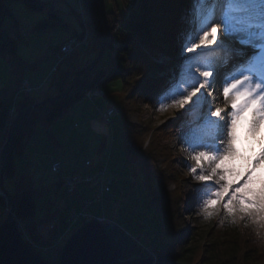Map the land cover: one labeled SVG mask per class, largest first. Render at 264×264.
<instances>
[{
	"label": "rangeland",
	"instance_id": "obj_1",
	"mask_svg": "<svg viewBox=\"0 0 264 264\" xmlns=\"http://www.w3.org/2000/svg\"><path fill=\"white\" fill-rule=\"evenodd\" d=\"M43 1L45 2V7L42 10L28 9L21 0L9 1L11 8L22 25L23 38L19 44L18 52L28 63L35 62L36 68L27 67L23 70V79L11 102V107L14 109L10 111L8 131L20 108L21 103L18 104L16 102L20 97L26 94L37 100H43L58 94L57 89L52 86L51 80L58 69L65 65L66 60L75 55L76 52L84 56V58L93 55L89 50L91 31L88 16L82 14L84 11L82 1ZM138 3V0L106 1L109 11L116 10L119 13L126 14V16H129V12L134 8L137 9L139 7ZM188 7L185 6L182 10L188 12L189 18V11L192 8ZM49 8L59 10L63 21L67 25H60L49 30H35L33 25L36 21L47 16ZM79 17L83 25V33L80 32L82 26ZM9 25L10 17H7L3 26L8 27ZM187 28L188 26L184 30L186 31ZM77 33H82V35L79 36ZM88 33L90 34L89 36ZM120 34V25H117L113 32L110 30L109 38L112 37L114 47L119 45L118 37ZM74 37H77V40H73ZM183 38L184 34H181V37L173 39L175 48L173 55L175 56H173L172 60L164 55H160L158 58L159 62H165L164 65L167 68L173 69L174 66L177 70L175 75L178 74L182 62ZM71 40L73 42L72 45ZM63 48H67L65 50L66 57L60 59L58 54L62 52ZM113 59L114 54L112 50L108 49L99 67L107 66ZM9 68L12 67L7 60L0 58V89L8 79ZM151 75L156 79L162 78V72L158 70H153ZM24 80H27L29 87H31L27 92L21 90ZM170 82L149 96L140 95L135 97L126 118L132 124H138L142 121L147 122L151 127L162 128V142L170 146L174 156V168L181 174L180 177L184 178L182 192L184 201L187 204L186 208L181 211L193 230L190 237H188L187 247L193 250H205L222 235V233L218 235L215 230L217 221L222 214L206 219L200 212L199 203L189 205V201H194L197 190L203 186L192 179L191 174L185 167V162L189 164L192 162L187 159V151L181 152L183 147L181 138L185 135H192L190 127H199V124L197 121L191 123L190 126H185L186 121L184 119L179 122L170 121V118H174L178 113L176 109L167 112L158 111V98L165 93ZM121 87L122 83L120 80L108 82L98 87L104 90L103 94L91 93V97L85 95L74 102L63 117H60L50 125L38 124L33 135L26 142L24 154L14 158L16 172L18 174L30 172L35 178V186L41 187L34 195L37 206L40 207L42 203L53 200L61 208L59 216L48 223L37 226L38 234L45 240L51 237L54 230L56 231L54 237L57 238L59 236L62 239L59 243L54 242L53 245L48 247H40L36 243V250L40 252L46 261L56 262L60 249L70 234L86 220L93 217L119 224L134 236L136 241L143 243V246L147 247L143 254L134 258L151 257L156 261L157 255L152 249V242L161 233L163 228L162 218H160L144 189L142 177L140 175H132L129 166L124 162L121 136L123 118L120 114L123 105L119 96ZM153 96L156 97L153 98ZM107 109H110L112 114L109 115V119L104 120L101 112ZM241 127V124L237 127L238 139L236 148L238 149V154L224 164V167L228 169L230 182L239 180L243 176L249 167L251 159H254L256 154L260 152L263 144L258 139V135L250 136L248 135V130L245 131ZM49 130L53 138L49 135ZM200 134L201 132H199ZM103 135L107 136V147L100 154L97 152V148ZM56 163L60 164L59 170L54 167ZM158 163L160 166H164L161 159ZM75 172L79 173L80 177L74 183V188L70 190L68 181ZM89 175H93V177L90 179L88 178ZM256 177L259 180L264 179V165L256 169ZM57 181H61L60 186H58ZM106 185L109 186V189L105 192L102 191L103 195L100 198L97 197V193L101 192V187ZM4 186L10 192L13 191V185L10 180H4ZM167 189L168 191L176 189L174 183H170ZM0 194L5 197V192L1 188ZM54 208H57V206ZM7 209H10L8 202L3 212L4 219L7 215ZM1 211L2 207L0 204V214ZM41 212L42 210L39 209V214ZM73 214L77 216L74 225H72L71 221V219L75 218ZM20 229L23 234L21 225ZM182 263L181 261H176L167 264Z\"/></svg>",
	"mask_w": 264,
	"mask_h": 264
},
{
	"label": "trees",
	"instance_id": "obj_2",
	"mask_svg": "<svg viewBox=\"0 0 264 264\" xmlns=\"http://www.w3.org/2000/svg\"><path fill=\"white\" fill-rule=\"evenodd\" d=\"M11 0H0V58L7 60L12 68H9L7 81L0 89V172L2 164V147L8 134V121L11 102L17 93L24 68H36V63H28L18 52V47L23 38L22 25L19 18L10 6ZM31 10H42L45 7L43 0H21ZM84 13L88 16L91 31V44L89 50L91 57L84 58L76 52L66 60L53 75L51 84L58 93L65 91L75 77L76 71L90 64L100 47L105 35L104 23L100 13L98 0H81ZM107 0H105L106 2ZM114 2V0H112ZM139 7L129 12V16L118 11H109L110 30L113 32L117 25L121 27L118 37L119 45L114 47L113 39L107 41L108 49L112 50L114 59L105 67H99L89 72L86 78H82L79 87L67 97L51 103L41 104L23 112L13 138L7 150V161L4 171V179L10 180L13 185L11 192L16 201V218L23 228V235L36 250L38 245L48 247L54 244V230L48 240L42 238L37 232V226L48 223L59 216L61 208L56 201L50 200L37 206L34 199L35 193L41 187L35 186V178L30 172L18 174L14 163L16 156H22L26 142L33 135L36 126L40 123L50 125L68 111L70 106L83 98L88 90L96 89L108 82L120 80L122 83L119 92L120 102L123 105L121 136L124 162L129 166L132 175H140L152 204L155 206L160 218H162V230L156 237L152 246L157 257L154 264H167L181 261L182 264H264V230H258L251 224L245 226L244 222L231 224L225 221L221 223L222 216L217 221L215 230L218 237L211 245L203 249H191L187 247L188 237L193 232L181 211L186 208L182 188L183 177L174 168V156L170 146L162 142L161 127H151L147 122L138 124L129 123L126 116L133 104L135 97L149 96L169 81V70L162 71V80L151 75L153 70H159L160 66L155 61L159 50L174 52L172 45L173 33L183 31L188 24V12L182 9L185 6L192 8L191 0H138ZM10 17V25L4 27V22ZM81 22V18L79 17ZM67 25L60 11L49 8L46 17L36 21L35 30H49L58 26ZM83 33V25L81 22ZM82 33H77L79 36ZM156 96H153L155 98ZM37 100L24 94L17 103L26 102L34 104ZM200 127L193 130V135H199ZM49 135L53 138L49 130ZM107 147V136L103 135L97 148L102 153ZM161 159L164 166H160ZM264 180V179H262ZM261 180L256 177L250 186L253 192L258 193L261 188ZM174 183L175 188L168 191L167 186ZM58 186L61 181H57ZM109 189V187H108ZM199 190V189H198ZM189 205L199 203L200 193ZM2 211L0 222L4 219L3 212L7 207V201L0 194ZM57 206V208H54ZM39 209L42 212L39 214ZM221 230V232H220ZM260 232L257 235V232ZM147 247L136 241L134 250L123 258H134L143 254ZM41 255V254H40ZM48 261V260H47ZM52 262V261H50Z\"/></svg>",
	"mask_w": 264,
	"mask_h": 264
},
{
	"label": "snow or ice",
	"instance_id": "obj_3",
	"mask_svg": "<svg viewBox=\"0 0 264 264\" xmlns=\"http://www.w3.org/2000/svg\"><path fill=\"white\" fill-rule=\"evenodd\" d=\"M191 3L182 62L158 98V111L187 108L185 116L197 117L201 134L182 136L181 152L187 151L192 163L185 167L203 186L201 214L264 230V180L258 193L250 187L264 165V144L239 180L230 182L224 167L238 154V125L247 120L250 136L264 127V0Z\"/></svg>",
	"mask_w": 264,
	"mask_h": 264
},
{
	"label": "water",
	"instance_id": "obj_4",
	"mask_svg": "<svg viewBox=\"0 0 264 264\" xmlns=\"http://www.w3.org/2000/svg\"><path fill=\"white\" fill-rule=\"evenodd\" d=\"M98 1L105 26V36L96 58L90 64L76 71L75 77L65 91L34 104L28 105L22 102L8 131L1 152L0 188L5 192V199L10 205V209H7L6 218L0 222V264H154L155 259L151 257L123 258L134 250L136 239L119 224L113 221H103L97 217L86 220L70 234L63 243L56 262L46 261L24 238L15 215V198L4 186L7 150L23 112L38 105L67 97L80 86L82 78H86L87 74L93 71L102 59L110 36V26L106 2L105 0Z\"/></svg>",
	"mask_w": 264,
	"mask_h": 264
},
{
	"label": "bare ground",
	"instance_id": "obj_5",
	"mask_svg": "<svg viewBox=\"0 0 264 264\" xmlns=\"http://www.w3.org/2000/svg\"><path fill=\"white\" fill-rule=\"evenodd\" d=\"M180 33V34H179ZM179 33H177V32H175V33H173V36H172V39H171V41H172V45H173V39L176 37H181V34H185L186 33V31L185 30H183V31H181V32H179ZM178 35V36H177ZM174 47V46H173ZM174 50H175V48H174ZM175 52V51H174ZM174 52H169V51H167V50H165V49H163V50H159V52L157 53V57L155 58V61L157 62V64L160 66V69L158 70V71H164V70H169V72H170V76H169V81H172V79H173V76H175V74H176V69H175V67L173 66V69L172 68H167V66L166 65H164V63L165 62H159L158 61V58H159V56L160 55H164V56H166V57H168V59H173V56H175V55H173L174 54ZM170 60V61H171ZM157 70V69H156ZM162 78H163V76H162ZM162 78H158V79H161L162 80ZM169 81L167 82V85H168V83H169ZM166 85V83H163L162 84V87L163 86H165ZM218 87H219V85H218ZM215 94V93H214ZM87 97H91V95H89V94H85ZM187 111V109H182V110H176V112H178L177 114H176V116L174 117V118H170V121H172V122H179V121H181V120H185L186 121V124H185V126H190V124L191 123H194V122H197V117L195 116V115H187V116H185L184 115V112H186ZM183 117V118H182ZM241 125H242V127L241 128H243V130H245V131H247L248 130V122H247V120H245V121H242L241 123H240ZM195 128H199L198 126H194V127H190V133H193V130ZM202 131V130H201ZM200 131V132H201ZM179 135V134H178ZM193 135V134H192ZM256 136L258 135V139L260 140V142L261 143H263L264 144V127H261L260 128V130H259V132L258 133H256L255 134ZM257 139V140H258ZM109 187V186H108ZM193 187H195V186H193Z\"/></svg>",
	"mask_w": 264,
	"mask_h": 264
},
{
	"label": "built area",
	"instance_id": "obj_6",
	"mask_svg": "<svg viewBox=\"0 0 264 264\" xmlns=\"http://www.w3.org/2000/svg\"><path fill=\"white\" fill-rule=\"evenodd\" d=\"M139 4V3H138ZM138 4H137V6H138ZM131 5V4H130ZM84 16H85V13H82ZM90 34L88 33V36H89ZM73 40H77V37H74V39ZM71 42H72V40H71ZM73 44V42L71 43V45ZM70 45V46H71ZM65 50H67V48H63V50H62V52L61 53H59L58 54V56H60L59 58L60 59H63V58H65L66 57V51ZM23 87H22V91H25V92H27V91H29L30 90V88L31 87H29V82H27V80H24V82H23V85H22ZM91 93L93 94V93H101V94H103L104 93V90L102 89V88H98V89H95V90H89V91H87V94H89V95H91ZM13 109L14 108H12L11 107V109H10V111H13ZM10 111H9V115H10ZM112 114V112H111V110L110 109H107L106 111H104V112H101V115L103 116V118H104V120H107V119H109V115H111ZM54 167H55V169L56 170H59V168H60V164L59 163H56L55 165H54ZM79 173H77V172H75V173H73L72 174V177L70 178V180L68 181V183H69V189L70 190H72L73 188H74V183L76 182V180H79V175H78ZM91 177H93V175H89V177L88 178H90L91 179ZM101 192H99V193H97V197H101L102 195H103V192H105L106 190H108V185H106V186H102L101 187ZM103 191V192H102ZM74 215V214H73ZM74 217L75 218H73V220L71 219V221H72V225H74L75 224V222H76V220H77V216H75L74 215ZM62 239H61V237H57V238H55V243H59L60 241H61Z\"/></svg>",
	"mask_w": 264,
	"mask_h": 264
}]
</instances>
